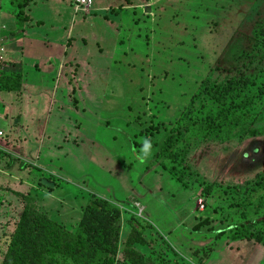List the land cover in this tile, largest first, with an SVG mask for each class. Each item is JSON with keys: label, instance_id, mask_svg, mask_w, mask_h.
Masks as SVG:
<instances>
[{"label": "rangeland", "instance_id": "obj_1", "mask_svg": "<svg viewBox=\"0 0 264 264\" xmlns=\"http://www.w3.org/2000/svg\"><path fill=\"white\" fill-rule=\"evenodd\" d=\"M76 1L23 10L26 49L47 38L51 66L72 64L41 86L29 75L22 107L0 102L3 141L32 148V165L0 173V264L26 197L75 233L89 196L116 210L90 219L117 239L112 264H264V0H91L89 14ZM12 2L0 0L7 17ZM208 66L215 79L195 92ZM40 179L55 187L30 192Z\"/></svg>", "mask_w": 264, "mask_h": 264}, {"label": "trees", "instance_id": "obj_2", "mask_svg": "<svg viewBox=\"0 0 264 264\" xmlns=\"http://www.w3.org/2000/svg\"><path fill=\"white\" fill-rule=\"evenodd\" d=\"M12 3L19 10L16 17L18 24L22 26L29 20L24 15L23 10L28 8L30 4H34L35 0H13ZM186 50L187 46L185 45L180 54L188 60L187 55L184 53ZM197 56L199 60L203 61L200 55ZM174 58L169 60L174 59V61H179L178 56L174 55ZM187 60H184L183 66L188 71L190 63ZM206 71L209 75L195 82L197 87L195 92L199 90V87L204 82L215 79L212 77L213 72H211L209 66L206 68ZM179 73L182 74V72ZM157 81L160 82L161 80L158 78ZM170 81H174V79ZM19 86L20 78H17V76L11 75L2 81V87L10 91L19 90ZM181 96H184V94ZM192 96L187 95L186 100H179V104H181L175 108L174 119L180 117L183 108L190 103ZM165 104L164 110L160 109L161 113H167L172 106L166 102ZM167 107L169 109H166ZM162 115L164 116V114ZM163 116H160L159 119ZM172 141L173 139L169 137L166 142L171 143ZM169 145L171 146V144ZM135 146L133 144L134 149ZM139 150L140 148L135 149L136 153L138 151V154H140L141 150ZM2 157L4 158L5 154H0L1 172L14 173L15 171L23 172L25 170L27 164L21 163L18 159L14 158L10 159L7 163H2ZM40 180L37 184L42 186ZM25 199L30 204V209L28 208L24 211L2 264H112L117 258L118 243L117 239L115 243L112 242L110 228L94 225L90 222L93 216H100L102 218L105 216L111 219L116 216V210L109 211L107 208L109 205L105 200L93 199L89 196L88 203L83 209V216L78 230L75 233H71L62 224L53 222L40 213L37 207H32V200L30 198L26 197ZM133 222L131 221L132 227H134ZM197 226L194 228V231H198L199 227ZM111 231L114 233L112 227ZM115 233L116 238H118V232Z\"/></svg>", "mask_w": 264, "mask_h": 264}, {"label": "crops", "instance_id": "obj_3", "mask_svg": "<svg viewBox=\"0 0 264 264\" xmlns=\"http://www.w3.org/2000/svg\"><path fill=\"white\" fill-rule=\"evenodd\" d=\"M91 6H92V2L90 5H87L84 9H80L76 5L74 9H75V12L81 11L84 14H89ZM123 8L126 14V8L125 7ZM26 17L29 19V21L24 23L22 26H20L18 24V21H17L18 19L15 14H14V17H11V16L7 17V15L4 12L0 11V102L4 103L7 101L6 99L11 100L10 94L13 93L15 94L16 97L21 98V107L23 106L22 104L23 93H24V96H26L25 94L26 91L24 88L27 83L26 81L28 80L27 77L29 75H30V78L33 79L34 84H39V86H41L42 83L46 82L45 81L46 77L49 76L50 73H53V70L57 71L55 78H57V75L63 78V74L66 75V72H67V70H65V68L67 67V64H72L71 62L66 64V61H65L66 56H65L63 57L64 61L60 62L59 67L55 68L54 66H51L52 61L46 60L47 58L44 57L43 55V53L48 54L49 52L48 49L49 47H51L50 43L52 41L47 38H43V40L41 41L38 39H33L31 41L32 47H37L38 45L43 46L41 48L42 50L41 54L35 53V52L30 53V51L26 49L23 39H25L26 31L29 27V22H30L29 15H26ZM5 18L8 19V21H4ZM11 18H13L12 19L13 21H10ZM31 23H33V21H31ZM35 23L39 25L40 22L35 21ZM34 58L38 60L39 62H35ZM29 61L33 62L32 64L33 67L31 66V68L28 65ZM72 70L73 69H69V72H71V77L74 74ZM11 75L19 76L20 78V86H19V90L17 91H10L2 87V81H4L5 78ZM64 78L66 79V77ZM70 83H71V79H70ZM27 94L29 95L28 92ZM15 101H17V98L15 99ZM19 110L22 111V108H19ZM20 117H21V112L18 113V111H16L14 113L13 118L16 119L17 121H20L19 120ZM11 121L13 120L11 119ZM1 131L5 134V130L4 131L0 130V132ZM12 133L14 134V132ZM2 136L0 137V153L5 154V157L10 156L22 162H26L28 166L32 165L29 163V161H26L27 160L26 157L32 155V152H31L32 148L30 145L25 144L24 146L20 145V146H17L18 148L17 147L15 148L11 145L12 143L10 144L8 141H3ZM18 138L20 140V137ZM21 141L23 140L21 139ZM37 160L39 159L37 158ZM4 162L7 163L8 161H4ZM0 173H3V172H0ZM3 175L6 176L7 179H12L15 176L14 173H3ZM3 179H6V178H3ZM41 180L43 181V179ZM36 185L37 186H32V188L30 189V192L34 193L36 191V193L38 194L41 188L38 184ZM42 187H44L43 184H42ZM87 203H88V198H87ZM51 221L57 222L54 220H51ZM57 223L61 224L60 222H57Z\"/></svg>", "mask_w": 264, "mask_h": 264}, {"label": "built area", "instance_id": "obj_4", "mask_svg": "<svg viewBox=\"0 0 264 264\" xmlns=\"http://www.w3.org/2000/svg\"><path fill=\"white\" fill-rule=\"evenodd\" d=\"M76 6L80 9H84L87 5L91 4L90 0H77ZM2 136V133L0 132V137Z\"/></svg>", "mask_w": 264, "mask_h": 264}, {"label": "water", "instance_id": "obj_5", "mask_svg": "<svg viewBox=\"0 0 264 264\" xmlns=\"http://www.w3.org/2000/svg\"><path fill=\"white\" fill-rule=\"evenodd\" d=\"M146 13H149L148 9L146 10ZM42 184H43L44 187H46L48 189H53L55 187L54 184H52V183H50V182H48L46 180H43Z\"/></svg>", "mask_w": 264, "mask_h": 264}]
</instances>
